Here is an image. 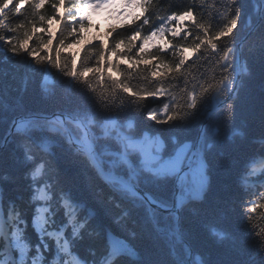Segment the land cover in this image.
Wrapping results in <instances>:
<instances>
[{"label":"snow or ice","instance_id":"obj_1","mask_svg":"<svg viewBox=\"0 0 264 264\" xmlns=\"http://www.w3.org/2000/svg\"><path fill=\"white\" fill-rule=\"evenodd\" d=\"M46 4L51 16L40 11ZM22 5L32 9V21L8 17L5 28L0 19V62L23 66L22 88L9 91L0 80V127L7 125L0 135V264H159L162 242L172 249L170 264H264V228L253 226L248 239L213 230V243L235 253L220 262L194 259L188 235L172 226L209 189L214 155L237 168L242 214L251 221L247 214L264 207H249L257 183L264 187V169L255 167L264 147L248 153L250 144L208 125L194 139L187 135L209 103L226 127L242 116L264 129V0H0V18ZM101 12L120 21L107 41L85 45L79 57L64 55ZM169 52L174 63L160 55ZM257 54L258 74L251 63ZM51 70L73 95L56 91ZM133 74L145 84L134 85ZM32 78L43 103L62 107L43 115L30 106L22 93ZM133 112L151 122L146 129ZM120 114L126 123L117 122ZM66 160L83 168L86 190ZM101 207L114 228L95 227Z\"/></svg>","mask_w":264,"mask_h":264},{"label":"trees","instance_id":"obj_2","mask_svg":"<svg viewBox=\"0 0 264 264\" xmlns=\"http://www.w3.org/2000/svg\"><path fill=\"white\" fill-rule=\"evenodd\" d=\"M209 2H211V0H209ZM167 3L182 5L186 4L187 0H165V5ZM40 11H42L45 16H51L53 14L50 4H46L45 7H43ZM160 14L164 15L165 13L161 11ZM8 17L14 18L16 22L23 21L26 23L34 19V17L32 16V9L29 7V5H22L21 9L19 10L13 8L11 12H8L5 17L0 18L4 20L5 28L8 26ZM151 22L158 23V21L155 19V14L151 17ZM185 23L187 24L189 22ZM147 28L148 26H145L144 29H142L143 34L147 33ZM58 34V26L54 24L52 26L54 46L57 43L56 37L58 36ZM41 35H43L45 39H48L47 34ZM64 38L66 43L71 42L72 38L67 35V32H65ZM169 39H171V37H169ZM238 39H245V33L243 30L240 31ZM104 41L106 42L107 39H105ZM173 42L177 44L183 43V41ZM188 42H191V39ZM96 43L97 42H93L86 45L91 46L92 44ZM83 47H85V45ZM80 49H73V47L68 48L65 49L63 54H75L77 55V57H79ZM130 55H135V49L132 53H130ZM160 55L165 60V62L174 63L170 52L168 54ZM94 58L95 57L93 54V60ZM251 63L254 72L258 74L260 67L258 54L256 57L252 58ZM127 64L128 61H125L121 64V67L127 69ZM22 67L23 66L18 63L5 64L3 62H0V80L3 81V84L7 90L12 91L17 88H22ZM141 67H143V65H141ZM5 73H7V75H4ZM133 76L135 78H132L131 82L134 85L143 86L145 84V81L141 80L138 76H136V74H133ZM49 78L56 80V91L60 95H73L72 85L70 83L61 85L60 81L63 78L60 77L59 74L55 72V70H51ZM97 91L99 93L103 91V89L98 88ZM13 94L16 93L13 92ZM22 95L24 100L30 103V106H32L35 110L43 115H49L62 107L58 105L46 104L40 100L39 89L37 87V78L31 79L27 91L23 92ZM78 99L80 98L78 97ZM81 103H84L83 99H81ZM211 108H213L212 103H209V105H207L205 109L200 113V115L194 122L192 129L187 133L189 137L193 139L196 137L197 131H199L205 117L207 116L208 111ZM115 115V110H113V116L115 117ZM131 115L136 116V119L139 122V127L141 129H146V125L151 123L144 121L143 118L139 117V115L135 112L131 113ZM120 116L121 118L118 119L117 122L126 123V121L122 120L123 114H120ZM214 116L215 114L210 117L206 124L209 126V129L217 128L218 134L222 137H232L233 139L240 142L250 144L251 146L247 149L248 153H251L252 151L259 152L261 148L264 147V137H262V132H264V129H262L257 118L249 117L246 121H244L242 116L238 117L236 123L231 128H229L223 124L222 120L218 116H215V118H213ZM153 127L157 126L153 125ZM131 131H134V129ZM6 133L7 125L0 127V135H6ZM210 159L212 160L210 187L205 192L202 200L190 202V204L188 205V208L190 210H187L183 213L177 227L181 232L188 235L189 239L187 241V245L195 247L196 250L193 252L194 259H198L200 261L211 260L227 262L234 258L235 253L229 248L220 247L217 244H214L212 240V231L215 230L218 232H224L225 235L234 234L235 237L248 239L253 226L257 230L264 228V207L257 206L255 212L248 213L247 215L251 217V221H249L247 217L242 214L243 210L240 207L241 201L239 197L240 195H242V192L240 191L237 168L234 165L230 164L229 160L226 157L214 155L210 157ZM62 163L69 169L70 175L76 179L81 188L86 190L88 178L83 168L73 164L70 160L62 161ZM257 164L258 160L255 164V167ZM260 165L262 166L261 169H257L256 167L257 173L264 169V162H261ZM194 185L195 184H191V186ZM229 189L231 190V194L229 193ZM12 191L15 190L13 189ZM261 192H264V187H259V184L257 183V194L256 196L252 197L254 204H250L249 207L264 205V197L260 196ZM9 194H11V192H9ZM99 214L100 220L98 224L95 225L98 230L100 228L107 229L109 226L113 228L115 227L111 224L108 215L102 207L99 210ZM174 225L175 221L172 222L173 227ZM144 226L145 228H147L150 227V224L146 223ZM27 239L33 243L36 239L34 230L31 228V226H29L27 230ZM172 253V249L166 243L162 242L157 247L156 255L154 258L159 261V264H170V261L174 259V255Z\"/></svg>","mask_w":264,"mask_h":264},{"label":"rangeland","instance_id":"obj_3","mask_svg":"<svg viewBox=\"0 0 264 264\" xmlns=\"http://www.w3.org/2000/svg\"><path fill=\"white\" fill-rule=\"evenodd\" d=\"M90 21L91 28L85 34V39L81 42L80 45L74 46L73 49H80L81 47L89 43L104 41L105 39H107V32L114 26L118 27L120 23V21L110 18V13L106 12H101L97 15L93 14L90 17ZM125 23L127 22L125 21ZM188 180L190 185L195 184L197 177L194 175H190L188 177Z\"/></svg>","mask_w":264,"mask_h":264},{"label":"water","instance_id":"obj_4","mask_svg":"<svg viewBox=\"0 0 264 264\" xmlns=\"http://www.w3.org/2000/svg\"><path fill=\"white\" fill-rule=\"evenodd\" d=\"M215 112H216V109H215V108H211V109L208 111L207 116L205 117V119H204V121H203L202 126L200 127V129H201L204 125L207 124L208 120L210 119V117H211L212 115L215 114ZM210 113H211L212 115H210ZM200 129H199V130H200ZM178 225H179V223L177 224V222H175L174 227H177ZM172 254H173V253H172Z\"/></svg>","mask_w":264,"mask_h":264}]
</instances>
